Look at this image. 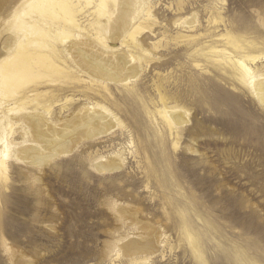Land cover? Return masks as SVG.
<instances>
[{
  "label": "rangeland",
  "instance_id": "1",
  "mask_svg": "<svg viewBox=\"0 0 264 264\" xmlns=\"http://www.w3.org/2000/svg\"><path fill=\"white\" fill-rule=\"evenodd\" d=\"M148 3L156 19L143 33L151 60L137 97L114 91L121 123L84 137L48 166L8 158L0 264H264V112L212 67L194 66L186 37L211 43L207 34L219 26L217 33L254 42L250 54H262L254 67L263 70L264 0ZM193 17L198 24L187 31L184 20ZM162 95L187 113L179 138L146 113L164 107ZM55 109L57 117L68 113ZM14 138L21 140L19 130ZM114 157L121 168H95ZM184 219L204 259L188 241ZM149 236L156 252L124 253L125 243Z\"/></svg>",
  "mask_w": 264,
  "mask_h": 264
},
{
  "label": "bare ground",
  "instance_id": "2",
  "mask_svg": "<svg viewBox=\"0 0 264 264\" xmlns=\"http://www.w3.org/2000/svg\"><path fill=\"white\" fill-rule=\"evenodd\" d=\"M155 23L148 0H0V190L7 184L10 156L48 166L84 137L107 133L121 123L114 91L138 96L151 60L143 33ZM197 24L193 17L183 27L191 31ZM218 27L207 34L211 43L198 41L201 35L186 36L194 66L206 71L212 67L221 80L255 97L264 112V65L263 70L254 67L262 54H250L254 42L229 31L217 33ZM4 28L9 31L3 34ZM161 100L163 108L146 113L152 123L178 137L187 113L169 107L164 95ZM57 107L68 113L57 119ZM18 130L20 141L14 138ZM260 131L264 143V125ZM97 162L101 173L122 166L118 157ZM183 230L204 259L199 237L186 219ZM152 236L125 243L124 253L153 251L157 243Z\"/></svg>",
  "mask_w": 264,
  "mask_h": 264
}]
</instances>
